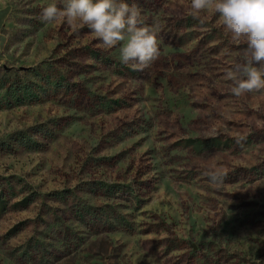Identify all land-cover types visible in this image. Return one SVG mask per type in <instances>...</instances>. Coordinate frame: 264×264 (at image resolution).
Instances as JSON below:
<instances>
[{
	"label": "rangeland",
	"instance_id": "obj_1",
	"mask_svg": "<svg viewBox=\"0 0 264 264\" xmlns=\"http://www.w3.org/2000/svg\"><path fill=\"white\" fill-rule=\"evenodd\" d=\"M52 2L0 0V98L35 96L0 108V264H264V90L237 98L226 75L246 44L191 0H127L161 25L133 71L86 26L42 22ZM221 124L247 139L185 143Z\"/></svg>",
	"mask_w": 264,
	"mask_h": 264
},
{
	"label": "clouds",
	"instance_id": "obj_2",
	"mask_svg": "<svg viewBox=\"0 0 264 264\" xmlns=\"http://www.w3.org/2000/svg\"><path fill=\"white\" fill-rule=\"evenodd\" d=\"M209 8L222 18L229 43L246 44L244 63L226 72L233 81L231 94L239 98L246 92L264 90V0H191L190 14L204 25L199 14ZM39 19L44 23L63 20L74 31L86 26L100 41L97 47L105 51L117 49L119 61L133 71H144L160 54V22L146 25L139 6L127 0H60L59 4L44 6ZM220 135L231 136L237 145L247 139L227 124L211 128L205 138ZM204 174L217 187L224 184L228 175L211 169Z\"/></svg>",
	"mask_w": 264,
	"mask_h": 264
},
{
	"label": "trees",
	"instance_id": "obj_3",
	"mask_svg": "<svg viewBox=\"0 0 264 264\" xmlns=\"http://www.w3.org/2000/svg\"><path fill=\"white\" fill-rule=\"evenodd\" d=\"M6 76V75H5ZM5 96L6 98L2 99L0 98V108H3L5 106L11 105L13 101L18 103H24L33 101L35 96L31 92H26V87L24 86L22 89L15 88L14 86H5ZM185 143L194 144V145H204L206 147H214L218 145L219 139L218 138H211V139H189ZM29 199H25L22 201V203L27 204L29 203Z\"/></svg>",
	"mask_w": 264,
	"mask_h": 264
}]
</instances>
